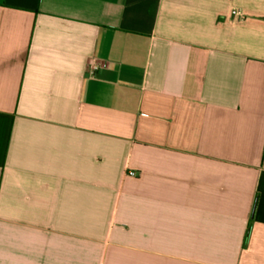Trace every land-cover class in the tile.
Instances as JSON below:
<instances>
[{"label":"crops","instance_id":"crops-1","mask_svg":"<svg viewBox=\"0 0 264 264\" xmlns=\"http://www.w3.org/2000/svg\"><path fill=\"white\" fill-rule=\"evenodd\" d=\"M0 264H264V0H0Z\"/></svg>","mask_w":264,"mask_h":264},{"label":"built area","instance_id":"built-area-1","mask_svg":"<svg viewBox=\"0 0 264 264\" xmlns=\"http://www.w3.org/2000/svg\"><path fill=\"white\" fill-rule=\"evenodd\" d=\"M234 13H236V11H234ZM104 65H105V63L98 62V61H94V62H92V64H91V69H92L93 71H96L98 68H100V67H102V66H104ZM132 174H134V173H132Z\"/></svg>","mask_w":264,"mask_h":264}]
</instances>
